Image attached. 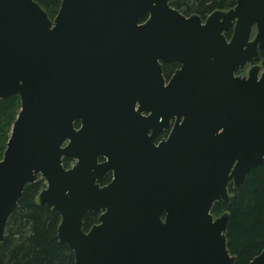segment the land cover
Instances as JSON below:
<instances>
[{
	"label": "water",
	"instance_id": "1",
	"mask_svg": "<svg viewBox=\"0 0 264 264\" xmlns=\"http://www.w3.org/2000/svg\"><path fill=\"white\" fill-rule=\"evenodd\" d=\"M172 1L62 0L51 19L36 0H0V99L21 101L0 160V242L42 176L39 203L61 215L75 264H235L229 213L212 208L264 163V0L205 19ZM166 63L179 65L168 80Z\"/></svg>",
	"mask_w": 264,
	"mask_h": 264
},
{
	"label": "trees",
	"instance_id": "2",
	"mask_svg": "<svg viewBox=\"0 0 264 264\" xmlns=\"http://www.w3.org/2000/svg\"><path fill=\"white\" fill-rule=\"evenodd\" d=\"M53 19L62 0H36ZM171 5L183 14L199 15L205 19L217 10H228L236 5V0H173ZM148 15L141 18L145 21ZM231 28L226 36L231 37ZM264 57V49L259 51V59ZM258 59V60H259ZM176 63L163 64V74L170 79L178 68ZM241 69L236 71L240 74ZM21 108L19 96L0 99V160L3 158L13 123ZM79 122L76 126L79 127ZM73 161L64 159L63 165L71 167ZM112 175L101 181L107 184ZM46 187V181L39 176L28 183L19 199L18 206L11 214L0 242V264H75L73 250L60 243L58 227L61 222L59 212L39 203V193ZM232 195L228 203L218 201L212 208L214 216L229 213L227 226V246L235 256V264H250L264 248V163L251 170L239 190L229 185ZM99 213L89 212L84 218V229L88 231L98 222Z\"/></svg>",
	"mask_w": 264,
	"mask_h": 264
},
{
	"label": "rangeland",
	"instance_id": "3",
	"mask_svg": "<svg viewBox=\"0 0 264 264\" xmlns=\"http://www.w3.org/2000/svg\"><path fill=\"white\" fill-rule=\"evenodd\" d=\"M254 34H255V30H254L253 35H254ZM261 61H262V60H260V59L257 60V61H256V64L261 65ZM251 66H252L251 64H247L246 66L240 68V69H241V73H240L239 75H241V76H245V75H247ZM73 163H74V162H73Z\"/></svg>",
	"mask_w": 264,
	"mask_h": 264
},
{
	"label": "flooded vegetation",
	"instance_id": "4",
	"mask_svg": "<svg viewBox=\"0 0 264 264\" xmlns=\"http://www.w3.org/2000/svg\"><path fill=\"white\" fill-rule=\"evenodd\" d=\"M179 66V65H178ZM168 80V79H167ZM173 122H174V120H172V122H171V124H173ZM168 131H163L159 136H158V138H157V140H156V142H159V141H161L162 139H164V138H166L167 137V135H168Z\"/></svg>",
	"mask_w": 264,
	"mask_h": 264
}]
</instances>
